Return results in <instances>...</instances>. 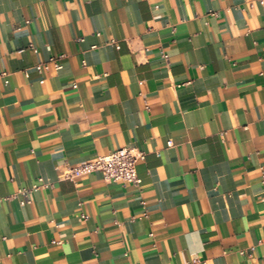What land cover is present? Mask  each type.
Segmentation results:
<instances>
[{
	"label": "crops",
	"instance_id": "0c3cea01",
	"mask_svg": "<svg viewBox=\"0 0 264 264\" xmlns=\"http://www.w3.org/2000/svg\"><path fill=\"white\" fill-rule=\"evenodd\" d=\"M263 176L264 1L0 0V264H264Z\"/></svg>",
	"mask_w": 264,
	"mask_h": 264
},
{
	"label": "built area",
	"instance_id": "2783aa9c",
	"mask_svg": "<svg viewBox=\"0 0 264 264\" xmlns=\"http://www.w3.org/2000/svg\"><path fill=\"white\" fill-rule=\"evenodd\" d=\"M263 2L264 0H259ZM52 64L56 69L62 65L55 56H50L48 60L36 64L40 70L48 68ZM40 81H43L41 78ZM170 144V141L168 142ZM145 158V152L135 145H124L106 154L96 155L83 160L73 166H67L65 178L74 179L91 172H99L106 182L133 183L139 184L140 178L137 175L136 166ZM33 187H36L33 185ZM261 187L264 190V176L261 179ZM26 195L25 191H22ZM197 259H192L190 264H198Z\"/></svg>",
	"mask_w": 264,
	"mask_h": 264
}]
</instances>
